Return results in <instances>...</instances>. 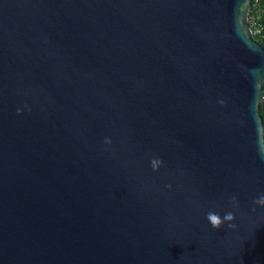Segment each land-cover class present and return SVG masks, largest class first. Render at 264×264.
I'll return each instance as SVG.
<instances>
[{
  "label": "water",
  "instance_id": "water-1",
  "mask_svg": "<svg viewBox=\"0 0 264 264\" xmlns=\"http://www.w3.org/2000/svg\"><path fill=\"white\" fill-rule=\"evenodd\" d=\"M251 8L0 0V264H264Z\"/></svg>",
  "mask_w": 264,
  "mask_h": 264
},
{
  "label": "trees",
  "instance_id": "trees-1",
  "mask_svg": "<svg viewBox=\"0 0 264 264\" xmlns=\"http://www.w3.org/2000/svg\"><path fill=\"white\" fill-rule=\"evenodd\" d=\"M252 14H256L259 17V21L263 24L264 26V0H259L258 5H257V0H252V8L250 10L249 16ZM256 40L259 41L263 46H264V39L259 37H256ZM260 115L262 116L264 120V85H263V99L260 104V109H259Z\"/></svg>",
  "mask_w": 264,
  "mask_h": 264
},
{
  "label": "built area",
  "instance_id": "built-area-1",
  "mask_svg": "<svg viewBox=\"0 0 264 264\" xmlns=\"http://www.w3.org/2000/svg\"><path fill=\"white\" fill-rule=\"evenodd\" d=\"M259 0H257V5H258ZM249 23H250V32L252 36L256 39L261 37L264 39V26L263 24L259 21V17L256 14H252L249 16Z\"/></svg>",
  "mask_w": 264,
  "mask_h": 264
},
{
  "label": "clouds",
  "instance_id": "clouds-1",
  "mask_svg": "<svg viewBox=\"0 0 264 264\" xmlns=\"http://www.w3.org/2000/svg\"><path fill=\"white\" fill-rule=\"evenodd\" d=\"M207 219L213 228L219 229L225 221H231L233 217H232V214L229 213V214H226L222 219L218 214L209 213L207 216Z\"/></svg>",
  "mask_w": 264,
  "mask_h": 264
}]
</instances>
